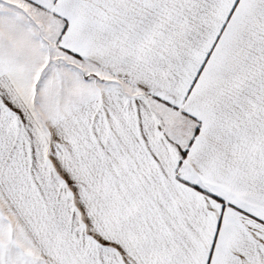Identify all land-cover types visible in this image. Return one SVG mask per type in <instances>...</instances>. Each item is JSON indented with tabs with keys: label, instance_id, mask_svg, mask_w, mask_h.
Returning <instances> with one entry per match:
<instances>
[{
	"label": "snow or ice",
	"instance_id": "1",
	"mask_svg": "<svg viewBox=\"0 0 264 264\" xmlns=\"http://www.w3.org/2000/svg\"><path fill=\"white\" fill-rule=\"evenodd\" d=\"M0 264H264V0H0Z\"/></svg>",
	"mask_w": 264,
	"mask_h": 264
}]
</instances>
